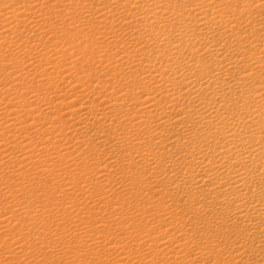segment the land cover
<instances>
[{"label": "bare ground", "instance_id": "6f19581e", "mask_svg": "<svg viewBox=\"0 0 264 264\" xmlns=\"http://www.w3.org/2000/svg\"><path fill=\"white\" fill-rule=\"evenodd\" d=\"M0 264H264V0H0Z\"/></svg>", "mask_w": 264, "mask_h": 264}]
</instances>
